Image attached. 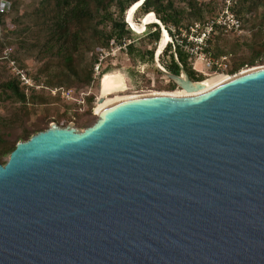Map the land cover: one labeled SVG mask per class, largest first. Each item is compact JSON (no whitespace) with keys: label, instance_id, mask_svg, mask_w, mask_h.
I'll use <instances>...</instances> for the list:
<instances>
[{"label":"water","instance_id":"water-1","mask_svg":"<svg viewBox=\"0 0 264 264\" xmlns=\"http://www.w3.org/2000/svg\"><path fill=\"white\" fill-rule=\"evenodd\" d=\"M177 63L157 67L187 94L126 97L16 143L0 264H264V65L207 88Z\"/></svg>","mask_w":264,"mask_h":264},{"label":"trees","instance_id":"trees-1","mask_svg":"<svg viewBox=\"0 0 264 264\" xmlns=\"http://www.w3.org/2000/svg\"><path fill=\"white\" fill-rule=\"evenodd\" d=\"M8 1L10 2V11L13 2L12 0ZM138 1L40 0L35 11L40 19L39 24H36L38 25V43L40 45L33 44L32 47L39 48L38 61L41 64L37 69L36 76H42L41 82L44 86L47 88L62 87L68 89L73 84H78L80 87L94 84L99 88L100 78L108 72L109 68L101 69L98 77H95L94 68L99 62L102 51L109 46L110 41L121 43L122 40L130 39L129 35L132 31L128 28L124 15L125 11ZM181 1L185 3V8L177 7L172 0H143L135 13L139 12L144 16L149 12H153L165 28H168L169 25L178 28L192 23L190 22L192 20L193 22L194 20H204V9L201 1ZM234 13L241 20L242 28L249 24L251 30L257 36L264 35V0H236ZM4 14L6 13L0 12V16ZM247 15H250L251 18H248ZM151 26L153 28L146 35H149L156 42L160 37L159 25L152 23L148 28ZM28 30L30 29L26 28V31ZM168 40L169 36L158 49V51L160 50L161 53H165L169 57L166 70L173 74H179L178 61L191 80H202L197 72L191 68L187 54L177 46L174 50L171 49V45L165 47ZM256 44L257 46L252 47L251 50L252 58L247 62H236L234 66L230 67L229 72L236 71L244 63L252 65L256 61V57L264 52V44L258 42ZM4 47L5 43L0 42V53ZM153 50L154 48L148 51L141 50L136 48L133 43H129L126 50H120L119 53L129 55L131 58L136 56L142 60L144 58L153 60ZM0 58L5 59L11 75L7 79L0 80V102L19 103L22 106L21 109L19 106L13 112L16 117H20V110L28 115L36 103H47L49 99L42 95L41 92L43 91H35L33 88L26 89L25 86L20 84L19 78L10 71L8 67L10 60H13L19 68H22L15 60L17 59L15 56L0 55ZM168 84L171 90L176 86L170 79ZM46 93L50 95L47 90ZM91 99V97L88 98L89 101ZM60 120L61 118L58 119V121ZM0 124H5V118L2 116H0ZM47 127L37 126L33 128L32 131L24 134L23 140ZM1 138L0 136V158L3 155H9L18 141L9 142Z\"/></svg>","mask_w":264,"mask_h":264},{"label":"rangeland","instance_id":"rangeland-1","mask_svg":"<svg viewBox=\"0 0 264 264\" xmlns=\"http://www.w3.org/2000/svg\"><path fill=\"white\" fill-rule=\"evenodd\" d=\"M172 1L177 7L185 8V3L181 0ZM199 1L202 2L201 4L204 9V20L210 18L209 16H216L226 5L225 0ZM12 2L13 5L11 10L0 16V42L5 43V47L1 49L0 55L15 56V58H17L15 59L17 63L26 70L34 81L37 84H42L41 88L34 90L43 91L41 92L42 95L48 97L49 100L47 103H36L33 105V110H31V113L28 115H25V113L20 110V117H16V115L13 114L15 108L20 106L21 109L22 106L19 105V103L1 101L0 116L5 118V124H0L1 139L9 142H15L17 140L23 141V136L26 132L32 131L33 128L37 126H49L51 123H55L59 126H66L72 123L73 127L80 130L90 126L97 118L95 110L97 107V99L100 95V88H97L94 84L85 87L73 84V86L70 87L73 91V96L84 98L85 101L83 103H77L74 101L75 99L64 100L60 96L48 95L46 93L47 87L41 82L42 76H36L37 69L41 64L38 61L39 48L32 47L33 44H38L37 46L40 45V43H38V25H36L39 24L40 19L37 16L38 13H35L40 0H12ZM141 3L136 2L126 10L127 19L135 31L132 32L129 37L134 46L138 49L148 51L154 48L153 60H149L148 58L142 60L140 57L136 56L131 58L129 55L126 56L124 53L120 54L118 52L113 58L103 61L101 67L103 69L109 68L105 75H119L123 80V87L119 91L108 94L106 96L108 99L151 92L180 93L183 91V89L177 86L172 90L169 89V78L162 74L157 67L159 65L166 69V65L169 64L168 55L165 53L161 54L160 50L158 51L159 47L166 42L168 36L165 28L162 29L161 36L159 37L160 39L156 42L153 41L149 35H146L151 28H153V26L150 28L146 27L145 25L147 23H162L153 12H149L144 16L138 12L133 16V13ZM235 3L236 0H230V7L233 11ZM247 16L251 18L250 15ZM194 21H203V19ZM239 21L241 28L240 33H217L212 37L209 43L208 50L212 57L217 58L221 55H226L227 57V68L223 72L207 69L200 61L195 63L193 58L189 59L191 68L197 72L202 80L215 74L232 76L243 70L264 65V52H262L259 57H256V61L252 65L244 63V65L239 67L236 71L229 72L230 67L234 66L236 62H247L252 58L251 50L252 47L257 46V42L259 44H264V35L257 36L254 31L251 30L249 24H246L245 27L242 28L241 20L239 19ZM190 22H193V20ZM169 26L174 27L173 25ZM26 28L30 30L26 31ZM232 49L233 51H231ZM155 57L158 58L157 62L155 61ZM8 76L11 75L8 71L5 59L0 58V80L7 79ZM89 97L92 98L91 101L88 100ZM59 118H61L60 121H58ZM8 156L9 155H3L0 158V162L4 164Z\"/></svg>","mask_w":264,"mask_h":264},{"label":"built area","instance_id":"built-area-1","mask_svg":"<svg viewBox=\"0 0 264 264\" xmlns=\"http://www.w3.org/2000/svg\"><path fill=\"white\" fill-rule=\"evenodd\" d=\"M225 1L226 5L216 16L207 18L203 21H194L186 26H181L178 28L171 26L165 28L159 22L152 23H157L159 25L160 36L162 29L165 28V31L169 36V40L165 47L167 45H171V49L174 50L175 46H177L185 54H187L188 59L193 58L195 63L200 61L207 69H214L216 71L223 72L227 68V58L225 55H221L217 58L212 57L210 51L208 50L209 43L212 40V37L217 33H240L241 29L240 21L230 7V0ZM9 9L10 2L8 0H0V12L5 13L8 12ZM126 13L127 11H125L124 15L125 22L127 23L128 28L132 32H135L127 19ZM134 14L135 12L133 13V16ZM152 23H147L145 26L148 27ZM129 43H133L131 39L122 40L121 43L110 41L109 46L102 51L99 57V62L94 68L95 77H98L101 69H103L101 67L102 62L109 58H113L120 50H126V46ZM174 57L176 58L175 53ZM8 67L10 68V71L19 78L20 84L25 86L26 89H39L42 87V84H37L34 79L26 72V70L19 68L13 60L8 62ZM46 89L51 96H60L64 100L75 99L74 101L77 103H83L85 101L82 97H74L73 91L70 88L65 89L62 87H53Z\"/></svg>","mask_w":264,"mask_h":264},{"label":"bare ground","instance_id":"bare-ground-1","mask_svg":"<svg viewBox=\"0 0 264 264\" xmlns=\"http://www.w3.org/2000/svg\"><path fill=\"white\" fill-rule=\"evenodd\" d=\"M244 71V70H243ZM230 75H223V74H215L207 79L202 80V83L204 84L205 87H210L220 81H224L227 78H229ZM123 87V80L119 75H115V74H104V76L102 75V78L100 79V84H99V88H100V95L98 98H102V100L100 102H97V107L95 112H97V110L99 108H101L102 106L126 98V97H131V96H135V95H130V96H120V97H115L112 99H108L106 96L110 93L119 91L121 88ZM148 94V93H145ZM149 94H169V95H181V94H187V92L185 90H183L180 93H176V92H151ZM140 95V94H138Z\"/></svg>","mask_w":264,"mask_h":264}]
</instances>
